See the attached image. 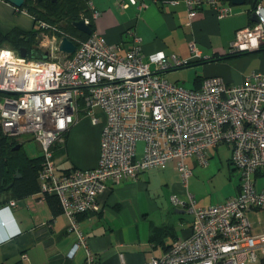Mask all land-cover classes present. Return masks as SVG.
<instances>
[{
    "label": "built area",
    "instance_id": "1",
    "mask_svg": "<svg viewBox=\"0 0 264 264\" xmlns=\"http://www.w3.org/2000/svg\"><path fill=\"white\" fill-rule=\"evenodd\" d=\"M129 1L143 6L138 0ZM184 1L190 20L198 17L204 4L219 17L232 11L221 0ZM91 11L98 15L94 8ZM256 12L258 21L237 32L232 54L264 48V15ZM84 20L90 25V19ZM39 26L58 31L45 21ZM128 34L132 46L125 53L120 45L108 43L93 31L84 40L64 33L76 45L69 57L53 49L56 38L51 39L54 51L48 59L0 49V90L12 93H1L0 129L9 136L31 135L41 145L45 159L39 174L42 191L60 198L70 228L79 238L69 255L73 257L87 243L77 215L100 209L98 196L108 181L136 178L142 170L177 160L187 188L192 171L185 160L192 157L205 165L209 150L226 144L241 172L240 193L206 207H196L189 194L194 212L190 235L174 241L147 264H264V187L258 188L257 178L264 176V73L253 71L239 84H227L219 76L206 77L200 88H185L163 74L187 64L186 60L175 55L169 60L157 51L145 62L140 38L130 29ZM191 50L200 58L194 43ZM81 111L93 124L104 115L99 162L93 168L59 173L53 146ZM139 142L144 143L141 154ZM172 199L182 204L177 196ZM120 258L121 264H127L124 254ZM86 262L97 264V256L88 253Z\"/></svg>",
    "mask_w": 264,
    "mask_h": 264
},
{
    "label": "crops",
    "instance_id": "2",
    "mask_svg": "<svg viewBox=\"0 0 264 264\" xmlns=\"http://www.w3.org/2000/svg\"><path fill=\"white\" fill-rule=\"evenodd\" d=\"M90 1L93 32L103 35L110 44L120 45L122 53H125L132 46L128 30L134 31L140 38L145 62H148L149 54L157 51H163L169 60L175 55L192 62L198 66L195 68L192 88L201 86L206 77L212 76L223 78L227 84L243 83L253 72L248 73L247 68L255 60L257 66L254 71L264 73V58L260 63L257 58L261 57L264 50L246 55L231 53L237 32L258 21L257 10L264 15V0H254L256 8L253 12L249 11L252 4H244V9H236L230 2L221 0L232 8L231 13L223 17H219L209 4H204L198 17L193 20L189 18V8L184 0H179L178 4H172L171 0H138V3L143 4L141 8L129 0ZM1 7L5 9L7 19H12L11 15L21 14L32 20V26L28 18H23L24 23L17 20L13 24L0 17V31L6 33L13 28H39L41 40L38 43L45 49L46 59L51 58L52 51H57V48L53 50L44 45L56 38L54 40L57 42L53 43L57 46L61 38L66 36L64 33L74 35L63 30V22L37 21L34 15L16 8L6 0H0ZM92 8L98 12L97 16L92 14ZM40 21L51 24L58 31L43 30L39 26ZM74 36L81 39L77 34ZM192 43L199 50L200 58L193 56ZM231 66L244 68V73H232ZM169 71L163 75L166 77ZM199 77V81H196ZM104 123V115H101L98 124H93L82 111L76 116L75 123L59 141L62 151L54 158L57 172L97 166ZM30 137L35 140L33 136ZM25 140L30 139H24L23 135L21 141ZM218 148H211L209 157ZM32 155L37 157L41 154L35 155L32 151L29 156ZM64 155L67 159L62 158ZM187 159L192 160L190 164ZM187 159L185 162L192 171L187 180V188L177 168V160L169 162L165 167L142 170L136 178L129 177L120 182L108 181L107 188L98 196L100 209L89 210L78 219V227L85 234L87 243L81 244L73 257L69 254L79 238L77 231L70 228L69 218L64 212L53 217L46 199L38 194L13 198L8 196L9 193H4L1 200L6 203L0 207V264H87L88 253L96 255L99 264H121V253L127 264H147L153 257L162 256L169 245L179 238L189 236L192 230L194 212L189 205V194H192L188 191V185L190 179L194 182L193 169L201 164L193 158ZM240 190L239 184L234 195L224 196L218 201L214 196H192L196 200V207H206L225 203L236 197ZM173 196H177L182 204L174 203ZM11 201L15 204L9 206ZM159 237L164 242L158 240Z\"/></svg>",
    "mask_w": 264,
    "mask_h": 264
},
{
    "label": "trees",
    "instance_id": "3",
    "mask_svg": "<svg viewBox=\"0 0 264 264\" xmlns=\"http://www.w3.org/2000/svg\"><path fill=\"white\" fill-rule=\"evenodd\" d=\"M245 1V4H252L251 7H249V11L253 12L256 8L254 0ZM89 2L90 0H60L57 3H53L51 0H44L39 6L40 10H37L32 4V0H27V3L20 9L26 10L30 14L34 15L36 20L40 19L58 24L63 22L62 28L64 31H69L74 33V35L77 34L82 40H84L89 35L76 30L73 27L72 22L74 20L87 18L90 19V26L93 28ZM39 31V28H33L31 30L13 28L6 33L0 31V48L3 46H9L18 52H20L22 48H25L27 51V57L34 59H46L44 57L46 55L45 49L40 47L38 43L40 38ZM260 50H264V48ZM249 53L250 52H243L240 53V55H246ZM191 63L192 62H188L185 65L175 68L186 67ZM199 79L200 77L197 78L196 81H199ZM197 88H200V85L195 89ZM0 95L2 94L0 93ZM64 134H66V132ZM21 138L22 136H9L4 134L0 129V207L6 203L5 200H1V196H4V193H9L8 196H12L13 198H22L38 194L39 196H42L43 199H46L51 208L53 217L63 213L60 198L55 194L42 191L39 174L43 169L45 161L43 155L30 157L24 150V142L21 141ZM17 145H20V147L16 148ZM219 146L215 147V149ZM60 150L62 151V145L60 148L58 142V144L56 143L53 146V159L57 154H59ZM230 161L232 162L231 158ZM232 164L236 169H238L233 162ZM64 171L69 170L67 169ZM85 213L77 215V221ZM158 240L164 242L161 238ZM97 264H99V262Z\"/></svg>",
    "mask_w": 264,
    "mask_h": 264
},
{
    "label": "rangeland",
    "instance_id": "4",
    "mask_svg": "<svg viewBox=\"0 0 264 264\" xmlns=\"http://www.w3.org/2000/svg\"><path fill=\"white\" fill-rule=\"evenodd\" d=\"M234 8L244 9V5H234ZM5 14H6L5 9L1 7L0 17L6 18ZM11 16L12 19H7V18L6 19L8 20V22L13 24H16L17 20L24 23L25 19L23 18L29 19V17H24L21 14H15ZM29 20L31 21L30 24L31 27L32 20L31 19ZM10 23L9 25H11ZM27 24L29 25V23ZM44 46L52 49L51 43ZM262 53L263 54L260 55L261 57H257L259 58V63L264 58V52ZM56 56L58 58L60 56L61 59L63 58L61 54L59 55L56 54ZM256 66H257V60H255L254 62L252 61V63H250V65L247 68L248 73L256 70L255 68ZM196 67L198 66H194L193 64H191L190 66L184 67L182 69H177L172 72L169 71L165 74L166 77L165 76L164 77L169 82L177 83L179 85L184 86L185 88H192L194 87ZM230 69L232 70V73H235L236 75H241L244 73L243 72L244 68L242 67L231 66ZM186 79L187 81H185ZM0 99H2L1 95H0ZM25 137L30 139L29 141L25 140L24 142L25 148L27 149L29 155H31L32 151L35 153V155L36 154L42 155L43 151L39 147L37 142L33 140L30 137V135H26V136L24 135V139H26ZM143 149H144V145L141 142L138 144V154H141L143 152ZM62 158L67 159V156L64 155ZM230 158H231V151L228 148V146L220 145L217 150H214L212 156L209 157L207 164H205L204 166L196 165L195 169H193L194 182L193 179L189 180L188 191L194 196H214L216 201H218L219 198H224V196L234 195L236 193L238 185L241 182V172L239 171V169H236L234 167V165L230 161ZM191 161H192L191 159H187L188 164H190ZM257 178H258V188L261 189L264 187V176H257Z\"/></svg>",
    "mask_w": 264,
    "mask_h": 264
},
{
    "label": "water",
    "instance_id": "5",
    "mask_svg": "<svg viewBox=\"0 0 264 264\" xmlns=\"http://www.w3.org/2000/svg\"><path fill=\"white\" fill-rule=\"evenodd\" d=\"M6 1L18 9L22 8L26 3L25 2L26 0H6ZM52 1H56V0H52ZM225 1L230 2L232 5H244L246 2L245 0H225ZM72 25L76 29L80 30L81 32H83L87 35H90L92 33L91 26L89 24H87L84 19L74 20L72 22ZM40 40L38 42H40ZM75 49H76V45L74 44V42L71 41L66 36L62 37L61 40L58 42V45H57V51L65 54L67 57L71 56L74 53ZM20 54L22 56H26V54H27L26 49L22 48L20 50ZM0 93L8 94L9 92L0 90ZM9 94H12V93H9ZM19 147H20V145L16 146V148H19Z\"/></svg>",
    "mask_w": 264,
    "mask_h": 264
},
{
    "label": "flooded vegetation",
    "instance_id": "6",
    "mask_svg": "<svg viewBox=\"0 0 264 264\" xmlns=\"http://www.w3.org/2000/svg\"><path fill=\"white\" fill-rule=\"evenodd\" d=\"M44 0H32V4H33V6L37 9V10H40L39 9V6L41 5V3L43 2ZM60 0H56V1H52L51 0V2H53V3H57V2H59ZM26 3H27V0L25 1ZM25 3V4H26ZM28 12V11H27ZM38 21V20H37ZM1 48H4V47H1ZM0 48V49H1Z\"/></svg>",
    "mask_w": 264,
    "mask_h": 264
}]
</instances>
